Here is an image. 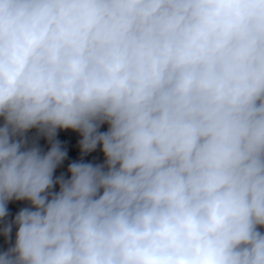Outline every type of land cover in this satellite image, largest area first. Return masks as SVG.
<instances>
[{"label": "clouds", "instance_id": "1", "mask_svg": "<svg viewBox=\"0 0 264 264\" xmlns=\"http://www.w3.org/2000/svg\"><path fill=\"white\" fill-rule=\"evenodd\" d=\"M0 236V264H264V0H0Z\"/></svg>", "mask_w": 264, "mask_h": 264}, {"label": "trees", "instance_id": "2", "mask_svg": "<svg viewBox=\"0 0 264 264\" xmlns=\"http://www.w3.org/2000/svg\"><path fill=\"white\" fill-rule=\"evenodd\" d=\"M106 130V126H103L101 128V131ZM57 138L61 141V143L64 145V147L68 150V158L64 162V164L57 169L56 175H59L61 172L66 173L67 165L68 163L72 162L73 160H78L79 159V148L77 147L78 141L80 139L78 133L72 132L70 130H65L58 132ZM40 146L44 148L46 151L48 148V144L45 140L41 139L40 140ZM88 161H94L96 163H100L103 161V155L99 151V148H97L96 152L91 153L87 157H85V162ZM26 204L23 202H14L9 204V212L11 215H15V213L21 208L25 207ZM14 235V233H13ZM6 247L4 243V238L0 236V250H3Z\"/></svg>", "mask_w": 264, "mask_h": 264}]
</instances>
